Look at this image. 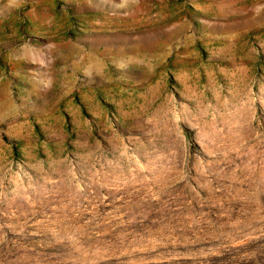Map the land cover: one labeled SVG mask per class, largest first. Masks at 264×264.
Wrapping results in <instances>:
<instances>
[{
    "label": "rangeland",
    "instance_id": "374dc122",
    "mask_svg": "<svg viewBox=\"0 0 264 264\" xmlns=\"http://www.w3.org/2000/svg\"><path fill=\"white\" fill-rule=\"evenodd\" d=\"M0 264H264V0H0Z\"/></svg>",
    "mask_w": 264,
    "mask_h": 264
}]
</instances>
